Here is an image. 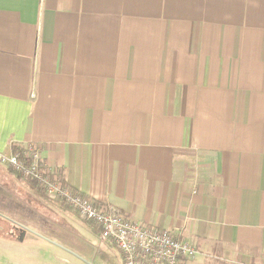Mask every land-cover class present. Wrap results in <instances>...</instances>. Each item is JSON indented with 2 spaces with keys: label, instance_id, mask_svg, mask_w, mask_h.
I'll return each instance as SVG.
<instances>
[{
  "label": "crops",
  "instance_id": "obj_1",
  "mask_svg": "<svg viewBox=\"0 0 264 264\" xmlns=\"http://www.w3.org/2000/svg\"><path fill=\"white\" fill-rule=\"evenodd\" d=\"M29 144L187 264H263L264 0H0V152Z\"/></svg>",
  "mask_w": 264,
  "mask_h": 264
},
{
  "label": "rangeland",
  "instance_id": "obj_2",
  "mask_svg": "<svg viewBox=\"0 0 264 264\" xmlns=\"http://www.w3.org/2000/svg\"><path fill=\"white\" fill-rule=\"evenodd\" d=\"M4 189L13 202L1 198ZM0 196V215L28 229L23 242L19 233L0 230V264H123L117 245L102 242L94 223L61 203L45 206L7 184Z\"/></svg>",
  "mask_w": 264,
  "mask_h": 264
},
{
  "label": "built area",
  "instance_id": "obj_3",
  "mask_svg": "<svg viewBox=\"0 0 264 264\" xmlns=\"http://www.w3.org/2000/svg\"><path fill=\"white\" fill-rule=\"evenodd\" d=\"M27 148L25 153L0 152V165L33 181L48 199L94 223L100 240L113 242L121 250L123 264H187L199 255V249L191 241L177 238L169 229L132 220L117 206L103 205L63 183L44 168L36 145L29 144Z\"/></svg>",
  "mask_w": 264,
  "mask_h": 264
},
{
  "label": "trees",
  "instance_id": "obj_4",
  "mask_svg": "<svg viewBox=\"0 0 264 264\" xmlns=\"http://www.w3.org/2000/svg\"><path fill=\"white\" fill-rule=\"evenodd\" d=\"M18 149L15 148L14 152L17 153ZM12 172H15L13 169H10ZM40 189V188H39ZM41 190V189H40ZM42 191V190H41ZM43 192V191H42ZM19 226L13 222L12 220L8 219V218H5L4 216L0 215V230L2 231H6L9 233V231H7L6 229H16L18 228ZM6 237V236H4Z\"/></svg>",
  "mask_w": 264,
  "mask_h": 264
},
{
  "label": "water",
  "instance_id": "obj_5",
  "mask_svg": "<svg viewBox=\"0 0 264 264\" xmlns=\"http://www.w3.org/2000/svg\"><path fill=\"white\" fill-rule=\"evenodd\" d=\"M18 226L22 229V233L19 236V241L23 242L25 240V236H26L28 229L24 226H21V225H18Z\"/></svg>",
  "mask_w": 264,
  "mask_h": 264
},
{
  "label": "flooded vegetation",
  "instance_id": "obj_6",
  "mask_svg": "<svg viewBox=\"0 0 264 264\" xmlns=\"http://www.w3.org/2000/svg\"><path fill=\"white\" fill-rule=\"evenodd\" d=\"M6 230L9 231V233H16V234L19 233V235L22 233V229L20 227L16 228L15 231H14V229L13 230L6 229Z\"/></svg>",
  "mask_w": 264,
  "mask_h": 264
}]
</instances>
